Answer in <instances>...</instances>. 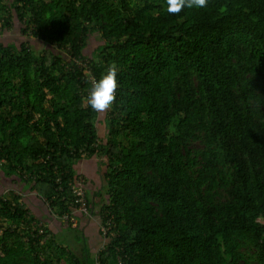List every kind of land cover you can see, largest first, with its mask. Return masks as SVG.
Instances as JSON below:
<instances>
[{"label": "trees", "instance_id": "trees-1", "mask_svg": "<svg viewBox=\"0 0 264 264\" xmlns=\"http://www.w3.org/2000/svg\"><path fill=\"white\" fill-rule=\"evenodd\" d=\"M18 24L0 37V264H264V0H0V31ZM82 158L100 178L79 197Z\"/></svg>", "mask_w": 264, "mask_h": 264}, {"label": "clouds", "instance_id": "clouds-1", "mask_svg": "<svg viewBox=\"0 0 264 264\" xmlns=\"http://www.w3.org/2000/svg\"><path fill=\"white\" fill-rule=\"evenodd\" d=\"M166 3H167V12L169 14L178 15L183 11L185 7L189 9L193 7L195 8L206 7L208 0H166ZM119 72H120L119 66L113 62L110 65H108L105 73L101 76L99 80H93L91 82V88L86 97V103L91 107L93 111L97 113H103L108 111L113 106L117 98V90L120 87V83L118 80ZM5 191H7V189ZM28 194L30 193L27 192V195ZM31 195L37 196V193H31L30 196Z\"/></svg>", "mask_w": 264, "mask_h": 264}, {"label": "rangeland", "instance_id": "rangeland-1", "mask_svg": "<svg viewBox=\"0 0 264 264\" xmlns=\"http://www.w3.org/2000/svg\"><path fill=\"white\" fill-rule=\"evenodd\" d=\"M21 28H22L21 27V24H18L16 26H14V28H12L11 30H8L7 32L5 31V32L2 33L0 31V37L5 38L6 41L7 40L8 41H12V40L19 41L18 37L22 33L21 32ZM100 43H101V36H100V34L95 33L94 36H92V38H91V41L89 43L88 49H86V50L88 51V53L91 52V54H92V51L94 49H96V47ZM44 45L45 44H43V43L40 44V42H39V44L37 45V48L36 47L35 48L38 49V50H41V49L44 48ZM105 116H106L105 114L102 115L101 118H100V122H98V128H99V130H100V132H101L102 135H104V133H106L107 130H108V127L106 125V122L104 121ZM75 167L76 168L80 167L79 170L84 169L87 172V174H89V175L93 174L91 176H95V178H97V180L100 178V176L97 175L96 172H95L96 169H95L94 165H92L90 167V169L88 170V168H87L88 167V163H87V160L86 159H82L80 161H77V163L75 164ZM80 172L82 173V171H80ZM82 179H83V175L81 174L80 175V180H82ZM7 184H9V185L8 186H3V185H7ZM14 184H15L14 182H10L9 183V181H8V183H4V181H3V183H0V186L7 187V188H5L7 190L8 189H11V188L16 189L15 186H14ZM17 188H18V185H17ZM75 188H77V187L75 186ZM83 189L84 190L85 189L89 190L90 188L86 186ZM30 197L33 200V203L37 204L36 198L33 197V196H30ZM33 210L35 211V213L36 212L39 213L38 211H41L43 209L41 208L40 210H36V209L33 208ZM96 218L97 217L95 216L94 217V225H92V223H93V221H92V222H90V225L87 226V228L89 229V232L92 234V236L89 235L90 236V240H89L90 242L89 243H91L94 246L93 247L94 250H97L99 248H102L103 247V241H104L103 235L102 234H99V232H98L99 222H98V220H96ZM44 220H47V219L44 218ZM51 222H54V221H51ZM73 223H76V221H74ZM84 224H89V221H85ZM52 226H54V228L58 227V225H56L55 222L53 223ZM55 231H58L57 228L55 229ZM78 234H80V233H78ZM66 235H67V233L64 234L65 242H68V241L73 242L74 241L73 239H71L72 238V234H70V236L69 235L66 236ZM60 238H62V237H60ZM82 246H83V243L82 242H77L76 243V249L81 250L80 247H82Z\"/></svg>", "mask_w": 264, "mask_h": 264}, {"label": "crops", "instance_id": "crops-1", "mask_svg": "<svg viewBox=\"0 0 264 264\" xmlns=\"http://www.w3.org/2000/svg\"><path fill=\"white\" fill-rule=\"evenodd\" d=\"M82 160V159H81ZM87 163H88V170L90 169V167L92 166L91 164V161H87ZM78 169H80V167H78ZM80 171H82L83 173H86V175H87V177H88V180H87V187H89L91 190H93V189H96V185L98 184L97 183V181L99 180H97V178H95V176H91V175H93V174H91V175H89V174H87V172L84 170V169H82V170H80ZM3 175V174H2ZM12 178V177H11ZM11 178H7L6 176H2V178H1V180H0V183H3V181H4V183H8V181H9V183L10 182H12V179ZM23 185H24V188H26V193L27 192H29V189H27L28 188V186H27V184L25 183H22ZM9 184H7V185H3V186H8ZM3 186H0V190H1V188H6V187H3ZM31 194V193H30ZM30 194H28V196H30ZM33 196H36V195H33ZM41 203L42 202H37V204H35V203H33V204H35V205H33V204H31V207H32V209L34 208V209H36V210H40L41 208L43 209V207H42V205H41ZM34 211V210H33ZM35 212V211H34ZM45 219H48V218H45ZM51 221H52V219H50V223H51ZM89 238V240H90V236L88 237Z\"/></svg>", "mask_w": 264, "mask_h": 264}, {"label": "built area", "instance_id": "built-area-1", "mask_svg": "<svg viewBox=\"0 0 264 264\" xmlns=\"http://www.w3.org/2000/svg\"><path fill=\"white\" fill-rule=\"evenodd\" d=\"M78 63H79V62H78ZM79 181L83 183V179H82V180H78V182H79ZM75 186H76L77 188H75ZM73 188H74L75 193H76L79 197H80V196H83V195L85 194L84 189L82 188V185L79 186V187H78L77 185H73ZM77 189H78V190H77ZM78 200H79V201H84V199H78ZM76 202H77V199H76ZM73 205L76 206L75 201L73 202ZM80 210L87 211V208H86L85 205H81ZM50 211H52L51 208H50ZM52 213H53L55 216H57V214H55L53 211H52ZM57 217H58V216H57ZM61 218H62L64 221H68V220H70V218H71V214H69V213H65V214H63V215L61 216ZM73 220L76 221L75 218H74ZM41 231H43V230H41Z\"/></svg>", "mask_w": 264, "mask_h": 264}]
</instances>
